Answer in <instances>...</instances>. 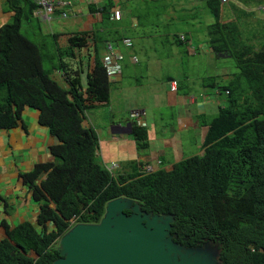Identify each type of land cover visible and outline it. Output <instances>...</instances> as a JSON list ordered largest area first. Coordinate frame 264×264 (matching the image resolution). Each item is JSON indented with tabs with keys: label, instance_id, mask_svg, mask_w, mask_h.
Here are the masks:
<instances>
[{
	"label": "trees",
	"instance_id": "trees-1",
	"mask_svg": "<svg viewBox=\"0 0 264 264\" xmlns=\"http://www.w3.org/2000/svg\"><path fill=\"white\" fill-rule=\"evenodd\" d=\"M200 1L213 21L191 13L184 19L195 31L174 35L176 45L185 54L193 49L195 55H226L236 68L205 82L209 93L224 102L216 113L197 117L208 127L203 154L183 158L171 169L163 157L158 169L147 171L135 160L127 169L104 163L96 130L84 125L88 111L111 97L104 55H98V44L107 49L111 39L101 33L95 38V65L83 81L85 71L64 58L77 59L89 44L88 33H71L68 46L58 47L56 54L44 52L22 31L24 21L36 17L38 5L9 0L16 13L0 28V129L16 127L30 107L60 143L52 147L56 162L22 174L40 203L42 230L29 221L6 226L0 264H53L61 257L60 240L72 228L71 219L99 223L108 202L119 197L132 199L144 212L172 217L170 235L183 247L212 244L220 264H264V17L255 16L258 9L264 12V0ZM191 5L192 0L184 2L182 11L198 8L196 2ZM253 23L257 27L250 30ZM49 58L58 62L45 67ZM132 135L139 150L149 149L147 126L134 122Z\"/></svg>",
	"mask_w": 264,
	"mask_h": 264
},
{
	"label": "crops",
	"instance_id": "crops-1",
	"mask_svg": "<svg viewBox=\"0 0 264 264\" xmlns=\"http://www.w3.org/2000/svg\"><path fill=\"white\" fill-rule=\"evenodd\" d=\"M72 1L73 6L69 11L68 17H63L60 11L56 12L50 18L40 17L36 14V17H34V20L36 21L35 26L41 27L43 24H52L54 21L60 23L61 20L65 19L64 22H66H63L64 25L70 21V25L74 27L73 29H75V27L79 28L80 31L61 33L54 31L56 32L54 33V38L58 47L66 46L63 42L66 41L68 43L69 34L74 32H87L88 37L90 38L89 44L85 49L78 53V57L72 62V65L74 67L82 68L85 72L87 70L91 71L95 65L97 49L95 43L98 42L95 38H99V33L102 34L106 32L107 27L104 23L107 20L121 22L126 16H128L129 19L133 18L135 15L133 14L135 12L134 5H137L139 0ZM152 1L153 0L140 1V10L143 14H140L139 17L144 16V19L149 18L152 11ZM171 1L172 5L174 4L173 6L167 3V0L161 1L162 6L165 10L170 9L175 11L178 15V13L183 10L184 3L173 2V0ZM8 2L9 0H0V28L12 22L16 13L14 9L9 7ZM133 2L134 4L132 5ZM240 5L243 4L240 3ZM194 6L195 2L192 1L191 7ZM114 10H121L122 18L120 20L114 18ZM154 17H157V13L154 14ZM69 18L71 20H68ZM212 21L213 20H210V22ZM95 24H99L96 29ZM27 26V24H24L23 28H26ZM181 32L183 31H168L166 35L167 42L179 47L176 45L173 36ZM56 34H58V36H55ZM119 46L117 47L120 49ZM101 49L103 55H105L107 52L106 46L102 45ZM176 52L179 53V51ZM180 53L185 54L183 51H180ZM188 54L195 55L196 53L191 49ZM135 56L138 57V61L134 60ZM222 57L227 56L223 55ZM84 59H87V62H85ZM131 61L138 64L141 59L135 54L132 56ZM187 71L188 73H186L184 78L175 75H168L165 79L161 78V81L158 79L156 82H152L151 85L155 86V102H149L148 104L146 102L139 103L140 98L133 94L132 97L137 102L134 105H131L129 109V118L126 120H117L114 118V120L107 125L112 129V133L114 134L112 137H109L108 140L112 139L113 143L118 141L126 143L130 141V147H132V143H134L137 150V142L132 135V124L134 122L132 111L138 109L146 112V115L141 121L147 122L150 143L149 149L143 151V154H137L136 151L131 154L129 150L128 152H125L124 157H126L127 161H125L124 165H121V168L127 169L128 163L135 160L138 163H144L145 166L152 165L153 169H158L161 164L160 161L165 157L168 159L166 163L164 162L165 166L166 168L171 169L174 163L183 158L195 154H203L204 150L201 149V146L205 142L208 127L200 123V120L197 117L199 115H211L216 113L219 106L222 105L224 101L220 96L210 94L208 88L205 87L207 85L206 83L200 85V80L192 76V70L191 74L189 70ZM220 72L221 75L224 76L227 73L225 68H222ZM175 79L179 81V88L177 90H172L171 81ZM194 79L195 85L192 82ZM124 81L123 72L112 81V84L114 83L115 87H117V90L120 92V97L117 95V100L130 98L125 94L129 91V88H132L131 91H134L135 88L139 89L140 86H142L141 84H137L135 86L130 85V87H124ZM194 86L196 87L197 92L193 90L195 89ZM162 102L165 107H170L172 109V120L177 122V128H172L170 126L173 130V134H166V132H168L167 124L163 126L161 132L153 131L151 129L156 125V122H154L156 120V115L152 113L150 114V110L152 109L153 111L154 108L160 107L159 103ZM108 105H110V100L109 102L102 103L100 106ZM39 114L40 112L38 110L26 107L23 110L19 124L16 127L11 129H0V241L7 236L6 226H8L9 229H13L17 225L29 221L39 230H42V226H40L37 221L40 212V203L35 200L32 189L24 183L22 174L32 171L38 164L56 162V156L52 151V147L59 144L60 140L57 136L53 135L49 127L44 126L39 122ZM175 115L178 116L176 117ZM160 119L161 121H164V117L161 116ZM84 125L87 127H93L96 130L99 139L100 132L106 131L104 128L98 129L95 122L88 117L84 121ZM183 130H192L194 134L197 133L199 137L195 138L194 135L190 139L191 145L185 146L184 135L182 133ZM104 135L106 137V133H104ZM98 153L100 155V152ZM133 154L134 157L132 158ZM103 162L108 164L106 160H103ZM116 163L119 162L116 161ZM44 178L45 176L39 179V182ZM49 226V230H51L53 224L49 223Z\"/></svg>",
	"mask_w": 264,
	"mask_h": 264
},
{
	"label": "rangeland",
	"instance_id": "rangeland-1",
	"mask_svg": "<svg viewBox=\"0 0 264 264\" xmlns=\"http://www.w3.org/2000/svg\"><path fill=\"white\" fill-rule=\"evenodd\" d=\"M141 0L138 1L137 5H134V17L130 18L128 16L121 22H112L107 20L104 24L107 27L106 32L102 33L101 36L103 38H110L112 43L120 47L121 52L124 55V60H122L123 66V74H124V87L135 86L137 84H141L139 89L129 88V91L126 92L128 97L117 100V95L120 97V92L115 87V84H112V91L110 97V105L108 106H99L97 108L91 109L88 111V118L93 120L98 129H106L105 132H100L99 139V152L98 156L102 160H106L108 164L116 163L118 161L121 165L125 164L126 157H124V153L130 151V153L143 154L144 152L137 149L134 143H132V147H130V141L126 143L122 142H114L109 137H112L114 134L112 133V129L107 125L111 123L114 118L117 120L120 119H128L130 114L131 105L135 104L137 101L132 97H139V103L146 102L147 104L150 102H155L154 89L155 86L151 85L152 82H156L158 79L161 81V78H166L168 75L180 76V78H184L187 70H189L190 74L192 73L193 77H196L200 80V85L202 83H207V81L212 80L213 76L221 75V68H226V70L231 71L235 70V61L231 57H222L217 56L214 53H204L200 52L198 55L192 54H181V47H177L174 44L167 42V32L168 31H183V32H194L195 29L191 24L184 19L185 17H189L191 13L195 12L199 18L203 20V22L208 20H213L211 14L204 8L203 1H195L198 8L191 11H180L178 15L175 11L170 9L165 10L162 6V0H153L151 15L148 19H144V16L139 17L140 14H143L140 10L141 6L139 5ZM189 0H173V2H188ZM167 3L172 5L171 0H167ZM134 2L132 3V5ZM230 5H226V9H229ZM148 12V10H147ZM157 13V17H154V14ZM256 17H264V12L256 11ZM206 17V18H205ZM65 20V19H64ZM64 20H61L60 23L54 21L52 24H43L41 27L35 26L36 21H24V24L28 26L23 28L22 31L28 35L31 39H33L36 43L43 47L44 52H50V54H56L58 44L55 42L54 33L56 32H72V31H80L79 28L72 27L70 24V18L67 20L68 23L64 25ZM201 20V25L202 24ZM253 19H250V21ZM255 20V19H254ZM190 21V19H188ZM256 21V20H255ZM34 22V23H33ZM64 22V23H63ZM192 22V20L190 21ZM63 23V24H62ZM155 24V25H154ZM95 24V29L97 28ZM145 25V26H144ZM149 25V26H148ZM199 25L198 28L202 27ZM257 27L256 23L250 25V30ZM89 29V28H88ZM56 31V32H54ZM201 35L204 32H199ZM157 34V35H156ZM70 35V34H69ZM195 35V33H192ZM130 36L132 37L133 44L132 46H126L123 43L122 37ZM195 42V39H194ZM68 46L66 41L63 42ZM119 44V45H117ZM102 42L98 44L99 47V57H102ZM117 45V46H116ZM65 46V47H66ZM85 49V48H84ZM119 49V48H118ZM176 51H179L177 53ZM137 54L141 61L138 64H135L131 61L132 56ZM65 60L73 62L74 60H69L68 56H65ZM87 62V59H84ZM57 59L46 60L45 67H50L54 63H57ZM149 70V71H148ZM192 70V72H191ZM185 73V74H184ZM58 77V75L56 74ZM83 81H86L87 76L86 72H82ZM157 77V78H156ZM221 77V76H220ZM218 77L220 81L221 78ZM61 83L63 81L60 79ZM195 85V79L192 81ZM64 84V83H63ZM121 86V85H120ZM159 86V85H158ZM195 87V86H194ZM198 89V87H197ZM197 92L196 87L193 89ZM188 96V95H187ZM151 97V98H150ZM187 99V98H186ZM160 107H156L150 110V114L156 115V122L151 129L153 131L161 132L163 126L165 124L168 125L166 134H173V127H176L177 122L172 120V109L170 107H165L162 103H159ZM177 113V112H176ZM179 113V112H178ZM164 117V121H161L160 117ZM176 117L178 115H175ZM136 119H134L135 121ZM167 120V121H166ZM170 126L172 128H170ZM177 128V127H176ZM175 130V129H174ZM196 131V130H195ZM106 133V137L104 135ZM185 146L191 145V137L195 135V138H198V134L190 130H183ZM119 137V136H115ZM114 140V139H113ZM133 141V140H132ZM189 141V142H188ZM134 142V141H133ZM196 146V145H195ZM130 154V155H131ZM168 155V152H167ZM134 157V154L132 158ZM181 254L185 260L195 261V264H220V260L218 257V249L216 246L212 244H208L202 248L195 249L193 251L182 250ZM181 258V256H180Z\"/></svg>",
	"mask_w": 264,
	"mask_h": 264
},
{
	"label": "water",
	"instance_id": "water-1",
	"mask_svg": "<svg viewBox=\"0 0 264 264\" xmlns=\"http://www.w3.org/2000/svg\"><path fill=\"white\" fill-rule=\"evenodd\" d=\"M133 203L127 197L113 199L99 223L75 224L62 236L61 257L53 264H195L181 252L198 248L175 242L172 217L144 212Z\"/></svg>",
	"mask_w": 264,
	"mask_h": 264
},
{
	"label": "built area",
	"instance_id": "built-area-1",
	"mask_svg": "<svg viewBox=\"0 0 264 264\" xmlns=\"http://www.w3.org/2000/svg\"><path fill=\"white\" fill-rule=\"evenodd\" d=\"M226 1L227 0H223V2H226ZM34 2L38 5L36 14L39 15L40 17L42 16L46 18H50L57 11H60L63 17H68L69 11L71 10L73 6L72 0H34ZM262 9L264 10V4L262 5ZM113 16L115 19L120 20L122 18L121 10H114ZM181 37L185 38L184 35H182ZM123 43L126 46H132L133 40L131 38H124ZM122 60H124V55L121 52V50L116 48L112 43H109L107 45V52L104 55V63L107 69V74L111 81L115 80L120 74H122L123 72ZM134 60L138 61V57L135 56ZM171 88L172 90H177L178 82L176 79L171 81ZM145 114L146 112L144 110H133L132 111V117H135L137 119L141 118ZM138 124L144 125L145 122L139 119ZM116 166L117 164H114L112 165V168ZM145 168L147 171L154 170L152 165H148ZM75 224H77V217H73L71 219V226L73 227Z\"/></svg>",
	"mask_w": 264,
	"mask_h": 264
},
{
	"label": "clouds",
	"instance_id": "clouds-1",
	"mask_svg": "<svg viewBox=\"0 0 264 264\" xmlns=\"http://www.w3.org/2000/svg\"><path fill=\"white\" fill-rule=\"evenodd\" d=\"M136 110H138V109H136ZM145 115H146V114H145ZM145 115H143L141 118H138V119L135 118V117H133L134 119H136L134 122H136V123L138 124V120H139V119H142ZM134 122H133V123H134ZM132 125H133V124H132ZM138 125H139V124H138ZM141 126H147V122H145V124H144V125H141Z\"/></svg>",
	"mask_w": 264,
	"mask_h": 264
}]
</instances>
